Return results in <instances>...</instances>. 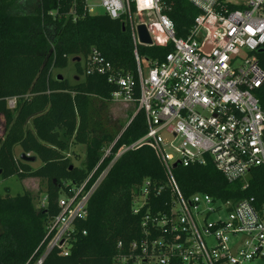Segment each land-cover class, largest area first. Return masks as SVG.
<instances>
[{"label": "built area", "instance_id": "built-area-1", "mask_svg": "<svg viewBox=\"0 0 264 264\" xmlns=\"http://www.w3.org/2000/svg\"><path fill=\"white\" fill-rule=\"evenodd\" d=\"M189 1L199 14L179 37L165 0H56L58 10L68 5L69 12L81 8L94 15L101 7L129 27L136 74L115 69L96 49L84 68L116 87L112 102L136 107L132 118L139 111L145 115L146 133L121 147L113 162L148 146L164 170L163 185L147 181L135 190L133 212L142 215V233L118 242L112 264H264V200L258 205L254 197L186 196L175 175L180 166L211 164L227 181L246 182L253 168L264 167V108L256 94L264 83L258 59L264 49V0ZM141 24L152 40L144 46L172 47L163 60H146L147 71L137 53ZM109 168L60 199V213L35 264L56 248L69 254L76 223L87 218L89 200ZM165 190L169 200L156 209L150 197L163 199Z\"/></svg>", "mask_w": 264, "mask_h": 264}, {"label": "trees", "instance_id": "trees-1", "mask_svg": "<svg viewBox=\"0 0 264 264\" xmlns=\"http://www.w3.org/2000/svg\"><path fill=\"white\" fill-rule=\"evenodd\" d=\"M165 1L177 36H186L199 10L189 0ZM57 8L56 0H0L1 175L47 181L40 206L31 192L0 197V264H35L60 213V199L93 173L91 185L109 166L89 200L87 218L76 223L69 254L63 256L56 248L42 264H112L118 242L128 243L142 233V215L133 212L135 190L147 181L156 186L165 181L163 167L148 146L129 150L113 162L121 147L146 133L145 115L139 111L122 128L107 125L101 112L116 87L103 75L86 73L82 64L96 49L115 69L136 74L129 27L106 13ZM171 49L170 44L139 45L137 53L141 60L155 62ZM70 57H80L74 62L79 79L53 76L54 69L68 66ZM258 59L264 70V51ZM256 94L264 108V83ZM68 141L85 146L82 165L65 153ZM16 145L36 161L17 157ZM109 147L111 153L105 155ZM38 159L42 164L36 166ZM175 175L186 196L200 192L234 201L254 197L258 205L264 200L263 166L253 168L246 182L227 181L211 164L180 166ZM162 196L150 197L156 209L169 200V192Z\"/></svg>", "mask_w": 264, "mask_h": 264}, {"label": "rangeland", "instance_id": "rangeland-1", "mask_svg": "<svg viewBox=\"0 0 264 264\" xmlns=\"http://www.w3.org/2000/svg\"><path fill=\"white\" fill-rule=\"evenodd\" d=\"M94 14L104 13V9L101 7H97L93 10ZM72 57H70V61L66 68L62 69H54L53 76L62 75L63 77L68 78L70 81L75 80L76 75V66L74 61H72ZM83 64V59H82ZM143 66L145 71H147L148 63L146 60H143ZM9 105L11 107L15 106L14 99L9 100ZM135 106H127L125 103H117L109 101V105L107 109L103 110L101 113L103 114V120L110 127H123L127 124L133 113L135 112ZM68 148L65 150V153L71 156L73 162L76 165H82L86 158V148L82 144H73L71 141H68ZM110 148V147H109ZM107 148L106 151L109 149ZM14 153L17 157H20L22 152V148L20 145H16L14 148ZM41 160L38 159L36 162V166L41 165ZM47 187V181L43 179L37 178H25L20 179L17 176H8L4 177L0 172V197L5 195L15 196L18 194H24L26 192H31L34 195L36 205L40 206L44 198V192Z\"/></svg>", "mask_w": 264, "mask_h": 264}, {"label": "water", "instance_id": "water-1", "mask_svg": "<svg viewBox=\"0 0 264 264\" xmlns=\"http://www.w3.org/2000/svg\"><path fill=\"white\" fill-rule=\"evenodd\" d=\"M123 29H125V26L123 27ZM138 36H139V41L143 45L152 44V40H151L150 34L148 32L147 27L144 24H141V25L138 26ZM261 51H264V49H262ZM72 61L79 62L80 61V57H75V58L72 59ZM58 77L63 78V76L60 75V74L58 75ZM78 79H79V77L75 76V80H78ZM20 158L23 159V160L29 161V162L30 161L31 162H35L36 161V157L35 156L34 157H30L29 155H27L25 153L21 154ZM177 166H179V163H176L174 165V167H177Z\"/></svg>", "mask_w": 264, "mask_h": 264}]
</instances>
